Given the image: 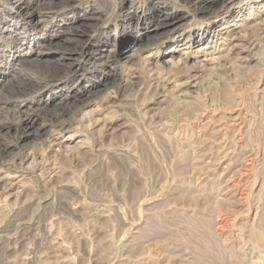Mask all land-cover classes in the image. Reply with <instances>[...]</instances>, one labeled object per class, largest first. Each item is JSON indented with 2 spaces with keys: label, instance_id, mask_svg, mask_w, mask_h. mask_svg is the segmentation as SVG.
Returning a JSON list of instances; mask_svg holds the SVG:
<instances>
[{
  "label": "rangeland",
  "instance_id": "1",
  "mask_svg": "<svg viewBox=\"0 0 264 264\" xmlns=\"http://www.w3.org/2000/svg\"><path fill=\"white\" fill-rule=\"evenodd\" d=\"M25 1L38 7L35 0ZM245 2L236 4L238 16L231 14L242 25L231 22L227 32L222 26L211 31L202 15H189L194 30L185 26L174 35L176 55L184 61L177 69L140 64L133 70L136 54L104 68L111 72L106 82L86 68L73 88L87 91L96 80L93 93L79 95L93 97L82 108L89 111L83 141L55 150L31 134L19 143L22 148L0 156L11 161L17 149L36 156V168L31 166L36 173L17 165L16 176L3 179L7 168L0 164V264H264V2ZM59 12L77 11L67 6ZM138 12L136 5L132 14ZM17 28L14 39L1 40L0 53L10 44L19 46L21 30L27 38L42 37L34 50L48 45L47 34L36 28V14ZM139 28L131 23L130 38L122 46L109 41L106 48L115 47L110 51L118 55L132 52ZM193 37L198 42L192 49L201 48L195 54L207 60L205 66L193 67L187 57L191 49L182 45ZM171 42L162 45L169 48ZM95 45L96 36L87 52ZM219 56L230 62L219 63ZM35 58L27 53L24 63L35 65ZM116 72L128 82L111 97ZM7 73L6 79L17 77ZM3 78L0 95L9 92ZM42 100L46 107L34 117L33 132L41 116L62 107L47 91ZM65 104L75 106L69 96ZM13 133L2 134L12 138ZM5 180L11 184L3 190Z\"/></svg>",
  "mask_w": 264,
  "mask_h": 264
},
{
  "label": "bare ground",
  "instance_id": "2",
  "mask_svg": "<svg viewBox=\"0 0 264 264\" xmlns=\"http://www.w3.org/2000/svg\"><path fill=\"white\" fill-rule=\"evenodd\" d=\"M239 1L240 0H158L157 3L152 4L151 0H35L38 5L35 10L29 3L30 1L6 0L4 5L0 4V52L1 47L3 46V41L1 40H7L10 38L14 39V34L18 29L17 27L19 24L34 17L35 14L36 28L41 32V35L47 34L45 39L49 43L48 45L42 43L40 44L39 50H34V48L38 46V42L42 37H38V34L36 33V35H30L31 38H27L26 30H21L18 38L19 41L15 43L19 46L14 47L10 44L3 54L0 53V77H4L3 81H5V86L9 89V92L7 91L6 95H0V156L8 154V150L11 147H13L11 149L18 148V146L22 148V143L20 145L19 143L22 140H26L31 134L34 136L36 135V137H34V139L36 138V142L47 141L48 144L46 145H48L49 148L51 147V149L55 148V150H60L61 148L71 145L74 146L83 141V139H86V134H88V132L86 133L85 131L86 129H84L86 124L84 125L83 121L85 120L86 113L88 112L89 114V111L84 110L86 113H82V108L90 104V102H93V97L90 100H82L79 95L83 93H91L96 85V80L92 81L90 89L87 91L84 88L79 90L73 88L74 85L84 76L86 68H90V72L95 71V73L103 77L104 81H108L111 78V72H104L103 69L110 68V66L114 64L121 65L122 63L120 62L122 59L124 62L132 61L134 54H136L138 59L136 60L137 62H132L135 64L133 65V70H135L136 66L140 64L147 66L157 64V67L160 68L178 67L176 65H179V62L182 60L176 55V53L179 52L180 47H173L175 42L174 35L179 29H182L185 26L189 28V32L194 30L192 24L187 23L188 16H191V14L202 15L203 18L206 19L207 25H211V31L213 27L222 26L227 32L228 24L231 22H233L234 26L240 27L242 25V23L239 22L240 19H236V16L240 13V10L235 11L238 9L236 8V4ZM242 1H246V4H251L252 2L257 4L264 2V0ZM136 5H138L139 12L134 15L132 14V11ZM67 6H72L77 12L69 15L59 12ZM89 7H93V9L89 11ZM262 7H264V5H262ZM233 12H236L234 18H232L231 15ZM160 13H163L164 15L158 18ZM225 15L227 19L222 22ZM41 17L45 18L43 19ZM49 17L51 20L46 19ZM131 23H135L136 26L140 27L135 36L137 42L134 50L132 52L131 50H128L125 53L118 55V53L110 51L115 47L107 49L106 44L109 41H111V43L113 41L114 46H122L130 38V32L132 33V29L131 31L129 30V25ZM246 27L247 25L245 28ZM69 29H72V31H69ZM110 29H112L113 32L110 33ZM54 30L57 33H54ZM217 30L218 29H215V31ZM58 34H60V36H58ZM203 34L204 33L201 34V38ZM250 34H246V36H250ZM94 36H96L94 51L88 53L87 45L94 39ZM238 37H241V35ZM238 37L234 36L233 38L237 39ZM242 37H245L244 34ZM77 38H80L79 40H81L78 45H76L77 42L75 41L78 40ZM145 38H149L147 42H144ZM12 39L9 40V42H11ZM168 41H172L170 45L167 46L169 48H164L162 44H165ZM58 42H67L66 45L75 46L70 48L63 44L59 45ZM196 42H198V38H188L185 42H182V45L189 48V50L191 49L188 52L187 57L193 62V67L200 62L202 63V66H205L207 60H198L195 54L201 52V48H198L195 51L192 49ZM243 45L242 42V46ZM236 48L238 49V47ZM26 49L27 51H25ZM27 53L35 55V65L24 63H27L24 59V56ZM143 53H145V55ZM155 54L160 56L158 61L153 57ZM232 56L235 57V55ZM218 59L222 60L223 56L217 57V61L220 63ZM204 60H206V62H203ZM226 60L229 61V59H223V62H227ZM12 61H15L16 64L19 65L18 69L17 67L12 66ZM154 61H156V63H154ZM182 62L184 63V61ZM219 63L218 65H220ZM7 71L9 73L13 72V74L16 73L17 77H8L9 79H6L5 76ZM212 71L214 72V70ZM116 73H118L117 77L112 79L115 82H113V90H110L109 96L111 97H114V93H117L119 89L121 90V88H123L128 82L127 78L119 76L122 74H119V72ZM130 76L137 77L138 75L135 76L131 73L128 77ZM68 84L70 85L66 86ZM188 85L193 88L197 86L191 84ZM44 91L50 93V99H58L62 107L55 114L46 115L44 117L41 116V124L36 128V131L33 132L30 130V126L34 122V117H39L41 115L40 111L46 107V101L42 100V94ZM94 91H92V93ZM68 96L75 104L74 107H72L74 104L72 106L70 105L72 108H70L68 104H65ZM89 96L91 97V95ZM96 98H98V96ZM159 101L162 100L157 99V102ZM96 109L97 108L92 110ZM119 121L120 119L117 120V122ZM12 131L15 132V135L13 133L12 138L8 135L2 134L3 132ZM44 133L45 137H40ZM63 133L67 134L64 135ZM51 135L53 136L51 137ZM17 150L18 151H15V153L10 154L11 157H9L11 159L13 158L12 160L15 165L12 164L13 161L11 159V161H9V159L6 160V155L5 157L0 158V164L5 165L7 168V171H3L5 172L3 173V179L11 178L10 175L15 177L16 175L13 174L16 172L17 168H19V170H30L33 171V173H36V169L31 170V166L32 168H36L33 165L36 156H31L34 152L27 151V153L24 152L23 149H21L22 151L19 149ZM25 163L27 164L24 166ZM17 165H21L23 168L20 166L17 167ZM0 169H2V167ZM10 184L11 180L3 181L2 189L4 190L6 186ZM8 189L9 188H7L5 192H8Z\"/></svg>",
  "mask_w": 264,
  "mask_h": 264
}]
</instances>
